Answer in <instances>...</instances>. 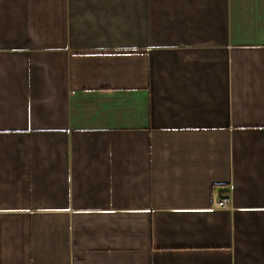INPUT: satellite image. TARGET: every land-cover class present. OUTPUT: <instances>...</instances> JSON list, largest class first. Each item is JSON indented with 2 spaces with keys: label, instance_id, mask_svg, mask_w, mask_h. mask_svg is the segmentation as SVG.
Listing matches in <instances>:
<instances>
[{
  "label": "crops",
  "instance_id": "obj_1",
  "mask_svg": "<svg viewBox=\"0 0 264 264\" xmlns=\"http://www.w3.org/2000/svg\"><path fill=\"white\" fill-rule=\"evenodd\" d=\"M3 6L0 264H264V0Z\"/></svg>",
  "mask_w": 264,
  "mask_h": 264
},
{
  "label": "built area",
  "instance_id": "obj_2",
  "mask_svg": "<svg viewBox=\"0 0 264 264\" xmlns=\"http://www.w3.org/2000/svg\"><path fill=\"white\" fill-rule=\"evenodd\" d=\"M227 197L226 196H220L217 199V205L220 207H225L227 205V201H226Z\"/></svg>",
  "mask_w": 264,
  "mask_h": 264
},
{
  "label": "rangeland",
  "instance_id": "obj_3",
  "mask_svg": "<svg viewBox=\"0 0 264 264\" xmlns=\"http://www.w3.org/2000/svg\"><path fill=\"white\" fill-rule=\"evenodd\" d=\"M23 2V0H0V3H4V4H6V3H18L19 5H20V3H22ZM4 4H0L1 6H0V8L1 7H4L3 5Z\"/></svg>",
  "mask_w": 264,
  "mask_h": 264
},
{
  "label": "trees",
  "instance_id": "obj_4",
  "mask_svg": "<svg viewBox=\"0 0 264 264\" xmlns=\"http://www.w3.org/2000/svg\"><path fill=\"white\" fill-rule=\"evenodd\" d=\"M224 192H226L227 190L225 188H223Z\"/></svg>",
  "mask_w": 264,
  "mask_h": 264
}]
</instances>
